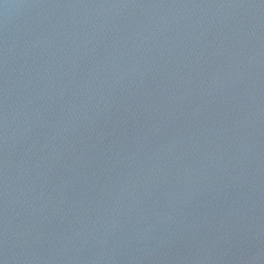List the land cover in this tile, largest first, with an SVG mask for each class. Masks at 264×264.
<instances>
[{"label":"water","instance_id":"water-1","mask_svg":"<svg viewBox=\"0 0 264 264\" xmlns=\"http://www.w3.org/2000/svg\"><path fill=\"white\" fill-rule=\"evenodd\" d=\"M0 264H264V0H0Z\"/></svg>","mask_w":264,"mask_h":264}]
</instances>
